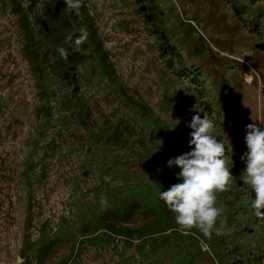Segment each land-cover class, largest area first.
Listing matches in <instances>:
<instances>
[{
    "label": "rangeland",
    "instance_id": "rangeland-1",
    "mask_svg": "<svg viewBox=\"0 0 264 264\" xmlns=\"http://www.w3.org/2000/svg\"><path fill=\"white\" fill-rule=\"evenodd\" d=\"M227 2L241 21L202 0H82L93 40L63 0H0V264H264L241 179L246 126L264 128V26L253 0ZM197 114L233 149L236 184L216 194L232 231L211 238L179 231L158 195L182 182L168 161Z\"/></svg>",
    "mask_w": 264,
    "mask_h": 264
},
{
    "label": "clouds",
    "instance_id": "clouds-1",
    "mask_svg": "<svg viewBox=\"0 0 264 264\" xmlns=\"http://www.w3.org/2000/svg\"><path fill=\"white\" fill-rule=\"evenodd\" d=\"M65 6L79 14L82 0H63ZM85 36L66 38L65 43L79 50ZM62 59L67 60L69 52L64 47L57 49ZM246 105V104H245ZM247 106V105H246ZM253 120H256L253 117ZM264 125V120H259ZM188 127L190 132L189 147L191 151L171 158L168 166L178 167L177 177L182 180L174 183L166 191L158 193L168 210L175 215L179 231L190 234L192 229L198 230L204 237L211 238L230 234L227 218L222 216V209L217 205V193L229 191L236 184L230 169L232 167V145L218 139L216 123L207 115L202 118L194 115ZM173 128L174 127H170ZM245 142L247 151L241 156L246 168L241 179L255 193L250 202L253 214L264 219V128L256 123L246 126ZM109 179V178H106ZM101 209L107 207V199L103 195L99 201Z\"/></svg>",
    "mask_w": 264,
    "mask_h": 264
},
{
    "label": "trees",
    "instance_id": "trees-1",
    "mask_svg": "<svg viewBox=\"0 0 264 264\" xmlns=\"http://www.w3.org/2000/svg\"><path fill=\"white\" fill-rule=\"evenodd\" d=\"M233 8H234L235 12L237 13V15H240V12H238L237 7L233 5ZM84 16H85V20H84ZM79 17L82 20H78ZM86 17L89 18L88 13H86V11L85 12H82V13H81V11H79V14H76L73 11H71V17H70L69 22L72 24V28H76V29H78V27L76 26V23H78V22L79 23L82 22L83 24L88 25L91 30H90V35L87 36L86 38L95 40L97 38V36H96V30L94 28H91L92 26L86 21ZM71 36L73 37V44H74L75 38L78 37V35L77 34H72ZM98 45H99V42H98ZM256 47H258L259 49H261V50L264 51V41L259 42L256 45ZM65 49L68 50L69 56H68V59L67 60H64V63L69 66L72 63L71 61H74L73 58H72V54L75 51H74L73 46H70L69 44H66V43H65ZM107 58L108 57L106 55H103V56H101L100 60H101L102 65H103L104 72L108 76H112V72H111V69H110V63L108 62Z\"/></svg>",
    "mask_w": 264,
    "mask_h": 264
},
{
    "label": "crops",
    "instance_id": "crops-1",
    "mask_svg": "<svg viewBox=\"0 0 264 264\" xmlns=\"http://www.w3.org/2000/svg\"><path fill=\"white\" fill-rule=\"evenodd\" d=\"M202 1H208L209 3L216 4L219 7L223 5L228 6L227 13H228L229 18L232 20V22L237 21V19H238V22L241 21L239 17L237 16L234 8L231 6L230 3L227 2V0H202ZM250 7L251 9H253L252 11H255V13L250 12L251 14L249 16L253 17V15L257 14L259 16L261 25L264 26V0H254ZM255 51H256V54L254 55L256 56L259 70L264 79V51L259 48L256 49Z\"/></svg>",
    "mask_w": 264,
    "mask_h": 264
}]
</instances>
